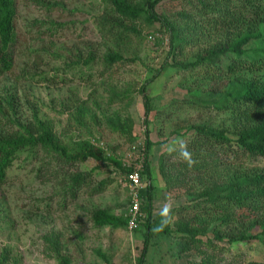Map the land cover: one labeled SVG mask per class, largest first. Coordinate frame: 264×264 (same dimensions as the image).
<instances>
[{
    "label": "rangeland",
    "instance_id": "1",
    "mask_svg": "<svg viewBox=\"0 0 264 264\" xmlns=\"http://www.w3.org/2000/svg\"><path fill=\"white\" fill-rule=\"evenodd\" d=\"M178 3L168 0L161 11L173 14ZM107 6L104 0H18L12 45L15 62L12 70L0 77V105L7 109V102L14 100L15 114L24 121L37 113L54 128L68 154L89 142L102 149L106 160L88 159L71 170L64 167L68 171L59 176L51 174L62 166L54 160L59 153H52L53 159L38 149L31 158L23 154L15 161L6 184L0 188L3 264H61L59 252L68 255L72 264H108L100 253L110 264H138L142 232L98 228L92 211L107 209L118 216L126 215L130 189L121 167L143 163L147 129L153 143L149 161L155 213L188 204L187 188L170 190L161 175L163 160L166 165L179 160L177 153L169 154L165 145L176 137L188 144L195 136L193 126L217 128L229 120L212 105L218 96L209 95L205 69L166 66L170 63V41L160 24L136 21L134 27L140 34L129 33L126 42L103 34L99 19ZM55 23H66V28L52 35ZM89 44L95 62L74 65L78 51ZM119 49L135 62L109 67L105 56ZM160 70L161 75L147 90L152 104L147 128L140 89ZM228 149L219 152L221 170L227 177L233 171L264 170V158L240 162L242 159H232ZM47 161L54 164L46 166ZM71 172H92V189L106 181L105 190L93 195L92 189L82 188L75 194L69 186ZM220 245L226 250L219 256V264H242L259 260L264 254L257 243ZM200 251H184L177 235L157 236L147 264H196L203 255Z\"/></svg>",
    "mask_w": 264,
    "mask_h": 264
},
{
    "label": "trees",
    "instance_id": "2",
    "mask_svg": "<svg viewBox=\"0 0 264 264\" xmlns=\"http://www.w3.org/2000/svg\"><path fill=\"white\" fill-rule=\"evenodd\" d=\"M104 1L108 6L99 19L103 34H112L117 40L126 42L129 33L140 34L134 27L136 21L145 19L160 24L170 41V63L166 66L193 71L205 69L206 78L210 80L209 95L218 96L213 107L229 116L221 127H191L195 136L188 146L198 161L194 167L188 168L180 160L168 165L162 161L160 172L167 187L170 190L186 187L188 195V204L170 209V221L162 228L164 209L158 213L154 210L155 185L149 161L153 143L147 129L142 171L145 187L141 192L143 216L134 229L142 232L144 238L138 264H147L153 239L157 236L177 235L184 251L200 249L203 255L196 264H219V256L226 250L220 244L224 243L230 247L257 243L264 249V170L233 171L227 177L221 170L219 155L229 148L232 159H242L240 162L245 158H264V0H173L180 2L173 14L161 11L168 0ZM17 5L18 0H0V77L9 73L15 62L12 45L16 37ZM65 28L66 23H55L52 35ZM78 52L79 59L74 65L88 66L95 62L91 44ZM104 61L109 67L135 62L124 57L120 49L110 51ZM166 66L162 68L165 70ZM160 72L140 89L147 128L152 112L147 90ZM7 105V109L0 105V188L6 184L8 171L15 161L23 154L31 158L38 149L49 157H53L54 152L59 153V157L53 159L62 166L60 171L51 173L53 176L65 170L66 173L88 159L106 160L102 149L89 142L68 154L54 128L37 113L24 121L15 114L14 100ZM47 162L46 166L54 164ZM67 166L69 169H64ZM121 168L127 175L135 167ZM92 174L71 172L70 190L76 194L82 188L92 189L89 180ZM191 181L194 183L189 187L187 184ZM106 183L101 181L92 189V194L102 193ZM92 220L98 228H129L130 224L127 215L118 216L107 209L92 211ZM100 255L110 264L106 255ZM58 256L61 264H72L68 255L59 252ZM242 264H264V254L259 260Z\"/></svg>",
    "mask_w": 264,
    "mask_h": 264
},
{
    "label": "built area",
    "instance_id": "3",
    "mask_svg": "<svg viewBox=\"0 0 264 264\" xmlns=\"http://www.w3.org/2000/svg\"><path fill=\"white\" fill-rule=\"evenodd\" d=\"M143 163L136 164L134 170L125 175V181L130 189L131 203L126 215L130 218V229L138 226L139 219L142 218V198L141 192L145 187L142 177Z\"/></svg>",
    "mask_w": 264,
    "mask_h": 264
},
{
    "label": "clouds",
    "instance_id": "4",
    "mask_svg": "<svg viewBox=\"0 0 264 264\" xmlns=\"http://www.w3.org/2000/svg\"><path fill=\"white\" fill-rule=\"evenodd\" d=\"M165 147L169 154L177 153L179 160L186 164L188 168H192L198 163V161L193 157L192 150L182 137H176L169 144L165 145ZM161 215L163 219L160 227L162 228L170 221V209L165 207Z\"/></svg>",
    "mask_w": 264,
    "mask_h": 264
}]
</instances>
